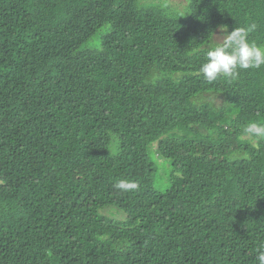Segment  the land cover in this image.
Wrapping results in <instances>:
<instances>
[{
	"label": "trees",
	"instance_id": "obj_1",
	"mask_svg": "<svg viewBox=\"0 0 264 264\" xmlns=\"http://www.w3.org/2000/svg\"><path fill=\"white\" fill-rule=\"evenodd\" d=\"M0 264H264V0H0Z\"/></svg>",
	"mask_w": 264,
	"mask_h": 264
},
{
	"label": "rangeland",
	"instance_id": "obj_2",
	"mask_svg": "<svg viewBox=\"0 0 264 264\" xmlns=\"http://www.w3.org/2000/svg\"><path fill=\"white\" fill-rule=\"evenodd\" d=\"M137 4L139 8H148V7H158L161 8L167 15L171 16H179L185 17L189 13V0H137ZM226 38V35L222 31H218L215 33L212 43H220L223 42ZM96 40L93 39L89 41V45L95 44ZM158 167L161 173H164V169H168V165L165 161L159 159L157 161ZM161 177V176H160ZM159 183L162 181L159 180ZM164 189V188H163ZM115 210V209H112ZM106 213H109V210H105ZM115 215L123 218L124 213L116 212Z\"/></svg>",
	"mask_w": 264,
	"mask_h": 264
}]
</instances>
